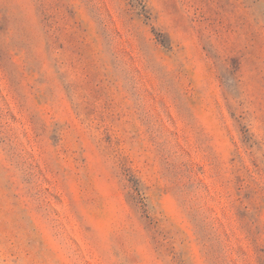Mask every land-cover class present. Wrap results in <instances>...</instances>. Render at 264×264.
Wrapping results in <instances>:
<instances>
[{"label": "rangeland", "instance_id": "1", "mask_svg": "<svg viewBox=\"0 0 264 264\" xmlns=\"http://www.w3.org/2000/svg\"><path fill=\"white\" fill-rule=\"evenodd\" d=\"M0 264H264V0H0Z\"/></svg>", "mask_w": 264, "mask_h": 264}]
</instances>
